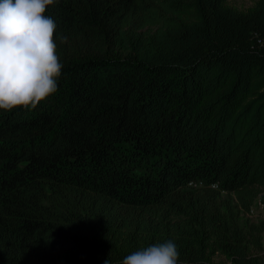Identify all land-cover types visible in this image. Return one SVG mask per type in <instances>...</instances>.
I'll return each mask as SVG.
<instances>
[{"label": "trees", "instance_id": "trees-1", "mask_svg": "<svg viewBox=\"0 0 264 264\" xmlns=\"http://www.w3.org/2000/svg\"><path fill=\"white\" fill-rule=\"evenodd\" d=\"M226 1L48 7L58 90L0 110V264H264V0Z\"/></svg>", "mask_w": 264, "mask_h": 264}, {"label": "clouds", "instance_id": "clouds-1", "mask_svg": "<svg viewBox=\"0 0 264 264\" xmlns=\"http://www.w3.org/2000/svg\"><path fill=\"white\" fill-rule=\"evenodd\" d=\"M55 0H0V110L35 108L58 90L64 64L57 54L55 20L46 15ZM61 43L67 37L61 34ZM104 264H111L109 259ZM120 264H180L168 240L125 256Z\"/></svg>", "mask_w": 264, "mask_h": 264}, {"label": "rangeland", "instance_id": "rangeland-1", "mask_svg": "<svg viewBox=\"0 0 264 264\" xmlns=\"http://www.w3.org/2000/svg\"><path fill=\"white\" fill-rule=\"evenodd\" d=\"M257 1L258 0H227L226 5L237 10L247 11L252 7H254ZM263 209H264V192L255 201L253 205L252 213L241 215L240 219L242 224L264 221ZM262 244L264 246V232L262 234ZM216 260L218 264H224L228 261L225 257L221 255H217Z\"/></svg>", "mask_w": 264, "mask_h": 264}, {"label": "built area", "instance_id": "built-area-1", "mask_svg": "<svg viewBox=\"0 0 264 264\" xmlns=\"http://www.w3.org/2000/svg\"><path fill=\"white\" fill-rule=\"evenodd\" d=\"M224 264H234L231 260H228L226 263Z\"/></svg>", "mask_w": 264, "mask_h": 264}]
</instances>
